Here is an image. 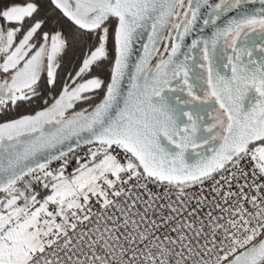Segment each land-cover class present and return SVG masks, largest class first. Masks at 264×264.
I'll use <instances>...</instances> for the list:
<instances>
[{"label": "snow or ice", "instance_id": "1", "mask_svg": "<svg viewBox=\"0 0 264 264\" xmlns=\"http://www.w3.org/2000/svg\"><path fill=\"white\" fill-rule=\"evenodd\" d=\"M0 117V264H264V0H0Z\"/></svg>", "mask_w": 264, "mask_h": 264}, {"label": "flooded vegetation", "instance_id": "2", "mask_svg": "<svg viewBox=\"0 0 264 264\" xmlns=\"http://www.w3.org/2000/svg\"><path fill=\"white\" fill-rule=\"evenodd\" d=\"M77 63L75 59L72 58V56H69V64L70 66H74ZM2 119V117H0Z\"/></svg>", "mask_w": 264, "mask_h": 264}, {"label": "built area", "instance_id": "3", "mask_svg": "<svg viewBox=\"0 0 264 264\" xmlns=\"http://www.w3.org/2000/svg\"><path fill=\"white\" fill-rule=\"evenodd\" d=\"M76 151H77V152H83L84 149H77Z\"/></svg>", "mask_w": 264, "mask_h": 264}]
</instances>
